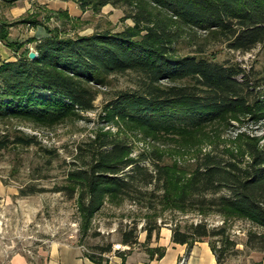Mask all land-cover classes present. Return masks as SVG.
I'll return each mask as SVG.
<instances>
[{"label":"trees","instance_id":"16d2710c","mask_svg":"<svg viewBox=\"0 0 264 264\" xmlns=\"http://www.w3.org/2000/svg\"><path fill=\"white\" fill-rule=\"evenodd\" d=\"M13 3L15 0H1ZM135 4L129 16L135 25L122 30L102 29L91 34H70L59 26L45 27L41 35L26 41L11 39L19 23L39 25L36 15L10 22L0 18V40L18 54L0 59V119L16 118L37 126H54L94 109L99 86L112 74L137 71L142 79L134 91H118L105 105L111 118L138 125L154 134L193 140L213 125L232 126L235 120L264 119V74L250 76L238 63L219 61L213 55H180L176 42L182 29L203 31L210 41L231 49L264 48V0H79L83 9L100 11L105 5ZM33 43L37 56L29 57ZM242 77V79H240ZM169 82V83H165ZM110 118V119H111ZM212 135V134H209ZM239 147L215 146L199 152L187 178L148 153L132 156L133 147L110 131L97 132L81 152V165L68 173L71 197H77L80 213L91 220L109 200L145 199L147 188L157 185L164 207L201 213L217 212L226 218L251 221L264 229V141L241 132ZM35 136H3L0 151L12 144H37ZM147 163L151 164L147 165ZM37 192L29 186L22 195ZM148 207H151L149 205ZM152 209L155 207H151ZM158 215L143 226L145 242L160 237ZM172 241L187 244L220 236L203 222L182 229L172 227ZM249 244L264 250V234L251 232ZM123 244H140L137 225L125 231ZM233 244L230 240L223 242ZM218 263L222 247L211 244ZM153 257H163L166 247H147ZM113 251L109 243L97 253L86 254L97 264ZM125 257V251L117 250Z\"/></svg>","mask_w":264,"mask_h":264},{"label":"rangeland","instance_id":"374dc122","mask_svg":"<svg viewBox=\"0 0 264 264\" xmlns=\"http://www.w3.org/2000/svg\"><path fill=\"white\" fill-rule=\"evenodd\" d=\"M27 1L30 8H27ZM134 7L135 4L124 2L109 3L97 12L92 8L83 9L79 0H15L11 4L0 0V18L14 22L37 14L39 25L18 22L11 28V39L26 41L43 34L47 25L59 26L72 35L91 34L98 29L122 30L135 25L129 16ZM29 47L35 50L33 43ZM200 47L204 54L213 55L219 61L238 63L250 76L264 74L262 46L241 52L224 42L208 40L203 31L181 30V37L176 42L180 55L199 53ZM16 55L0 43V59H15ZM141 79V75L133 70L112 74L107 85L99 86L94 109L81 111L54 126H37L16 118L0 119V139L20 134L35 136L38 141L31 146L12 144L0 151V264H7L15 254L38 261L56 244L75 245L88 254L97 253L112 243L113 251L108 255L116 254L115 246L123 244V233L134 225L138 228L140 244L130 250L146 249L151 242H145L143 226L154 215H158L157 223L162 228L172 229L179 225L184 229L192 223L203 222L209 229L224 231L223 235L205 239L215 245L217 251L222 247L224 258L219 264H264V250L249 244L250 233L264 234L262 227L246 219L226 218L214 211L201 213L164 207L159 198L162 191L157 185L149 186L145 199L140 202L108 200L91 220H86L80 213L77 197H71L66 188L70 185L68 173L81 165L79 156L97 132L110 131L127 141L133 147L134 157L158 150L162 155L161 163L174 167L184 178L194 168L199 152H209L215 146L223 149L243 144V140L236 138L238 133L258 137L260 143L264 141V119L260 122L246 119L243 123L233 120L232 126L213 125L205 135L183 140L173 135L154 134L138 125L111 118L105 105L118 91L140 88ZM150 155L156 158L157 154ZM147 165L152 168L151 164ZM29 186L37 192L22 195L21 190ZM227 239L233 244L225 247L223 242Z\"/></svg>","mask_w":264,"mask_h":264},{"label":"crops","instance_id":"0c3cea01","mask_svg":"<svg viewBox=\"0 0 264 264\" xmlns=\"http://www.w3.org/2000/svg\"><path fill=\"white\" fill-rule=\"evenodd\" d=\"M27 8L30 2L27 1ZM14 12V9H12ZM26 12V10H25ZM42 35V34H41ZM172 229L161 228L160 237H153L150 247H166L165 255L161 258L151 254L141 247L128 251L125 257L117 254L108 255L105 264H178L185 258L188 264H219L217 256L207 240L196 241L191 249L187 244L172 241ZM7 264H97L92 261L82 250L75 245L56 244L44 254L38 261L31 260L22 254H15Z\"/></svg>","mask_w":264,"mask_h":264},{"label":"built area","instance_id":"2783aa9c","mask_svg":"<svg viewBox=\"0 0 264 264\" xmlns=\"http://www.w3.org/2000/svg\"><path fill=\"white\" fill-rule=\"evenodd\" d=\"M0 43H1V40H0ZM132 247L130 245H127V244H119V245H116L115 246V250H130ZM178 264H188L186 259L183 258L181 259Z\"/></svg>","mask_w":264,"mask_h":264},{"label":"water","instance_id":"95a60500","mask_svg":"<svg viewBox=\"0 0 264 264\" xmlns=\"http://www.w3.org/2000/svg\"><path fill=\"white\" fill-rule=\"evenodd\" d=\"M37 56V52L35 51V50H31L30 52H29V57L30 58H35Z\"/></svg>","mask_w":264,"mask_h":264}]
</instances>
